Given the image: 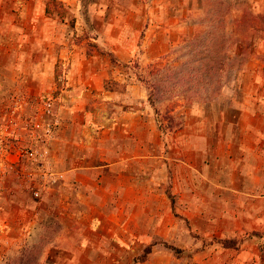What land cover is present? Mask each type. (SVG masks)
<instances>
[{"label":"rangeland","instance_id":"1","mask_svg":"<svg viewBox=\"0 0 264 264\" xmlns=\"http://www.w3.org/2000/svg\"><path fill=\"white\" fill-rule=\"evenodd\" d=\"M261 96L264 0H0V264H259Z\"/></svg>","mask_w":264,"mask_h":264},{"label":"crops","instance_id":"2","mask_svg":"<svg viewBox=\"0 0 264 264\" xmlns=\"http://www.w3.org/2000/svg\"><path fill=\"white\" fill-rule=\"evenodd\" d=\"M258 101H260V103L263 104V109L261 112L258 111L256 113H254L255 117H258L261 119V126L257 130L256 133L258 136V140H264V96H261L260 98H258ZM246 114L250 115V116L252 115V114H250L248 109H246ZM240 126H241V124H240ZM248 126H249L248 124H245L244 127L248 128ZM258 140H256V142H258ZM257 150L259 151V154L264 156V147L257 148ZM43 199L47 200L46 197H44ZM18 206H19L20 210H25V209H23V207L21 205H18ZM43 206H45V204H41V206L36 208V209H34V208L31 209V211L29 212L31 215L30 221L28 223H26V222L18 223L17 227H20L21 229H23L26 226V224L28 225V227H31L33 224H35L39 218L38 215H41L42 211H44ZM7 207H8L7 201L4 202V197H0V217L2 214H5V210H7ZM9 226L10 225H8L7 222L1 221V218H0V230H2V231L8 230V229H10ZM259 262H260L259 264H264V253L261 254Z\"/></svg>","mask_w":264,"mask_h":264},{"label":"built area","instance_id":"3","mask_svg":"<svg viewBox=\"0 0 264 264\" xmlns=\"http://www.w3.org/2000/svg\"><path fill=\"white\" fill-rule=\"evenodd\" d=\"M33 196H34V197H37V196H38V194H37L36 192H34V193H33Z\"/></svg>","mask_w":264,"mask_h":264},{"label":"trees","instance_id":"4","mask_svg":"<svg viewBox=\"0 0 264 264\" xmlns=\"http://www.w3.org/2000/svg\"><path fill=\"white\" fill-rule=\"evenodd\" d=\"M149 96H152L151 94H149Z\"/></svg>","mask_w":264,"mask_h":264}]
</instances>
